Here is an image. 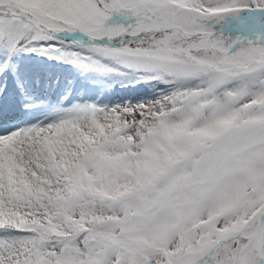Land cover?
<instances>
[{
    "label": "snow or ice",
    "instance_id": "6c2138e0",
    "mask_svg": "<svg viewBox=\"0 0 264 264\" xmlns=\"http://www.w3.org/2000/svg\"><path fill=\"white\" fill-rule=\"evenodd\" d=\"M0 264H264V0H0Z\"/></svg>",
    "mask_w": 264,
    "mask_h": 264
},
{
    "label": "rangeland",
    "instance_id": "374dc122",
    "mask_svg": "<svg viewBox=\"0 0 264 264\" xmlns=\"http://www.w3.org/2000/svg\"><path fill=\"white\" fill-rule=\"evenodd\" d=\"M57 72H59V70H57ZM62 73H64V74H69V75H71V73L70 72H68L67 70L66 71H64V72H62ZM134 92H132V94H134V95H137V94H139L140 95V92L142 91V90H133ZM131 94V95H132Z\"/></svg>",
    "mask_w": 264,
    "mask_h": 264
}]
</instances>
